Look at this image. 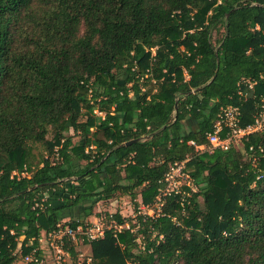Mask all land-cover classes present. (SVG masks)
<instances>
[{
	"label": "trees",
	"instance_id": "16d2710c",
	"mask_svg": "<svg viewBox=\"0 0 264 264\" xmlns=\"http://www.w3.org/2000/svg\"><path fill=\"white\" fill-rule=\"evenodd\" d=\"M263 97L264 0H0V264L96 202L152 206L183 161L182 194L90 244L91 264H264V131L197 150L222 108L246 127Z\"/></svg>",
	"mask_w": 264,
	"mask_h": 264
},
{
	"label": "built area",
	"instance_id": "2783aa9c",
	"mask_svg": "<svg viewBox=\"0 0 264 264\" xmlns=\"http://www.w3.org/2000/svg\"><path fill=\"white\" fill-rule=\"evenodd\" d=\"M255 87V82L251 80H242L238 84V95L244 100H248L249 92H252ZM98 113V112H96ZM99 114V113H98ZM264 131V97L258 105V110L254 115L252 124L244 127L242 126V110L240 106H227L221 109L218 120L214 125V129L207 135L209 145L207 148L204 146L197 147L200 152L214 151L215 149H228L231 146L240 145L248 136ZM190 145L196 146L194 141L189 142ZM252 150V148H250ZM255 161V158H252ZM187 161L180 164H175L166 177V186L160 190L155 203L144 205L139 203L135 215L130 218L132 223L136 222L137 215L141 216H158L164 207L165 198L172 194H182L180 189L181 184L179 178H187L184 170ZM14 175H19L16 172ZM28 175L24 171L21 176ZM260 179V178H258ZM122 218L125 219L124 223L120 224L113 216V212H108L98 216L96 220L87 221L85 226H79L76 229L71 226L60 223L57 229L51 233H43L38 238V247L31 250L29 254L21 258L22 264H67L71 259L70 253L67 250L69 245L82 246L92 244L95 241L103 239L107 232L112 231L114 234L121 233L125 230H130L132 233L137 230L131 227L123 212H120ZM140 242V240H138ZM33 241L28 242L27 247H32ZM21 244L18 252L21 254Z\"/></svg>",
	"mask_w": 264,
	"mask_h": 264
},
{
	"label": "rangeland",
	"instance_id": "374dc122",
	"mask_svg": "<svg viewBox=\"0 0 264 264\" xmlns=\"http://www.w3.org/2000/svg\"><path fill=\"white\" fill-rule=\"evenodd\" d=\"M222 33H223V27L222 25H220L219 28L213 33V41L215 45L217 44V40L220 34ZM146 91L149 94H151L153 92V85L151 84L148 87H146ZM186 126L187 128H194L195 124L194 122L189 121L187 122ZM71 134H73V132H71ZM49 139H51V136H49ZM74 140L76 141L77 137H75ZM41 155L43 156L47 155L45 147L40 144L33 146L32 156L34 157L33 161L35 164L39 162ZM179 182L181 184L180 189H182L183 186L188 185L189 183L188 179L185 177L179 178ZM90 203L92 204V202H88L87 204H90ZM200 203L203 205V201L201 199H200ZM135 210H137V208L130 198H125L124 200H121L120 202H116V201H114L113 203L96 202L95 204V213L97 214V216L104 215L105 213H108V212L120 211V212H123V214L127 218H132L135 215ZM96 217L93 216L92 220L94 221ZM67 219L69 218H65L63 222H65ZM88 245L90 244L86 243L85 245L77 246L76 248H78L79 250L78 259L77 260L69 259L67 264H83L85 261L87 262V258H89V255L91 254V251L89 250ZM18 264H22L21 260L18 262Z\"/></svg>",
	"mask_w": 264,
	"mask_h": 264
},
{
	"label": "crops",
	"instance_id": "0c3cea01",
	"mask_svg": "<svg viewBox=\"0 0 264 264\" xmlns=\"http://www.w3.org/2000/svg\"><path fill=\"white\" fill-rule=\"evenodd\" d=\"M190 121H191V120H190ZM191 122H192V121H191ZM96 216H97V215H96ZM96 216H95V217H96ZM97 217H98V216H97ZM97 217H96V218H97ZM92 218H93V217H91L88 221H93ZM96 218H95V220H96ZM68 220H69V219H67V220H66L65 222H63V223H66ZM95 220H94V221H95ZM94 221H93V222H94ZM88 247H89V250L92 252V250H91V246L88 245ZM87 264H91V258H90V257L87 258Z\"/></svg>",
	"mask_w": 264,
	"mask_h": 264
},
{
	"label": "water",
	"instance_id": "95a60500",
	"mask_svg": "<svg viewBox=\"0 0 264 264\" xmlns=\"http://www.w3.org/2000/svg\"><path fill=\"white\" fill-rule=\"evenodd\" d=\"M133 143H136V140H132V141L126 143L125 145L128 146V145H131V144H133Z\"/></svg>",
	"mask_w": 264,
	"mask_h": 264
}]
</instances>
